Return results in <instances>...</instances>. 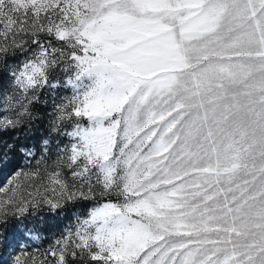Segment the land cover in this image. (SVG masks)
<instances>
[{
    "label": "snow or ice",
    "instance_id": "obj_1",
    "mask_svg": "<svg viewBox=\"0 0 264 264\" xmlns=\"http://www.w3.org/2000/svg\"><path fill=\"white\" fill-rule=\"evenodd\" d=\"M12 158L0 264H264V0H0Z\"/></svg>",
    "mask_w": 264,
    "mask_h": 264
},
{
    "label": "rangeland",
    "instance_id": "obj_2",
    "mask_svg": "<svg viewBox=\"0 0 264 264\" xmlns=\"http://www.w3.org/2000/svg\"><path fill=\"white\" fill-rule=\"evenodd\" d=\"M15 159L16 158H12V159H10L8 161L0 162V186L3 185V183L6 181V178L14 170V168H13L12 165H13V162H14ZM71 215H72V213L69 212L68 213V217L69 218H67L66 222H64L63 225H66V224H69L70 223ZM63 225L60 226L59 228H51V227L46 226L45 231L42 233V235H46L50 239L53 232L58 233L59 231L62 230ZM48 242H49L48 240H44L42 242H37V244H38V246L46 247ZM28 252H29V254H31L33 252V248L30 247L28 249ZM23 258L24 257H22V259Z\"/></svg>",
    "mask_w": 264,
    "mask_h": 264
},
{
    "label": "trees",
    "instance_id": "obj_3",
    "mask_svg": "<svg viewBox=\"0 0 264 264\" xmlns=\"http://www.w3.org/2000/svg\"><path fill=\"white\" fill-rule=\"evenodd\" d=\"M67 218H62L61 222L58 224L56 221H49L48 227L51 228H59L60 226L63 225L64 222H66Z\"/></svg>",
    "mask_w": 264,
    "mask_h": 264
}]
</instances>
